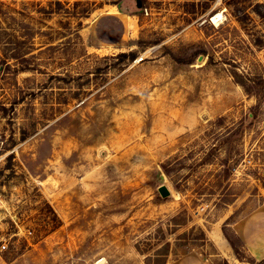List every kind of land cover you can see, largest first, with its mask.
Segmentation results:
<instances>
[{
	"label": "rangeland",
	"instance_id": "obj_1",
	"mask_svg": "<svg viewBox=\"0 0 264 264\" xmlns=\"http://www.w3.org/2000/svg\"><path fill=\"white\" fill-rule=\"evenodd\" d=\"M140 3L0 0V264H264V0Z\"/></svg>",
	"mask_w": 264,
	"mask_h": 264
},
{
	"label": "water",
	"instance_id": "obj_2",
	"mask_svg": "<svg viewBox=\"0 0 264 264\" xmlns=\"http://www.w3.org/2000/svg\"><path fill=\"white\" fill-rule=\"evenodd\" d=\"M140 5H141L140 0H138V6H140ZM158 191L163 197H167V196L171 195V191H170L169 187L164 183L159 185Z\"/></svg>",
	"mask_w": 264,
	"mask_h": 264
},
{
	"label": "trees",
	"instance_id": "obj_3",
	"mask_svg": "<svg viewBox=\"0 0 264 264\" xmlns=\"http://www.w3.org/2000/svg\"><path fill=\"white\" fill-rule=\"evenodd\" d=\"M120 55H125L126 53H124V52H122V53H119ZM119 55V56H120ZM243 86H245L244 85V83H241ZM226 237L229 239V241L231 242V244H232V241H231V239H230V237L226 234ZM233 247H234V249H235V252L238 254V256L240 257V258H243L244 256L240 253V251H239V249H238V247H236L235 245H233ZM251 258H254V256L252 255V253H251Z\"/></svg>",
	"mask_w": 264,
	"mask_h": 264
},
{
	"label": "built area",
	"instance_id": "obj_4",
	"mask_svg": "<svg viewBox=\"0 0 264 264\" xmlns=\"http://www.w3.org/2000/svg\"><path fill=\"white\" fill-rule=\"evenodd\" d=\"M8 248V243L5 240H2L0 243V250H5Z\"/></svg>",
	"mask_w": 264,
	"mask_h": 264
},
{
	"label": "bare ground",
	"instance_id": "obj_5",
	"mask_svg": "<svg viewBox=\"0 0 264 264\" xmlns=\"http://www.w3.org/2000/svg\"><path fill=\"white\" fill-rule=\"evenodd\" d=\"M221 16H222V13L218 12L217 14L213 15L212 21H215L217 18H221Z\"/></svg>",
	"mask_w": 264,
	"mask_h": 264
}]
</instances>
